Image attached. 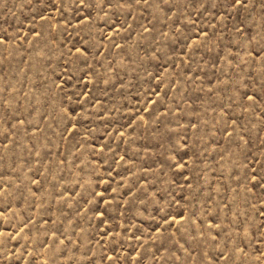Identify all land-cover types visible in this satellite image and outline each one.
I'll return each instance as SVG.
<instances>
[{
	"label": "rangeland",
	"instance_id": "1",
	"mask_svg": "<svg viewBox=\"0 0 264 264\" xmlns=\"http://www.w3.org/2000/svg\"><path fill=\"white\" fill-rule=\"evenodd\" d=\"M0 264H264V0H0Z\"/></svg>",
	"mask_w": 264,
	"mask_h": 264
}]
</instances>
